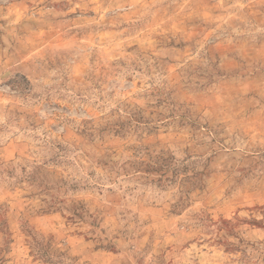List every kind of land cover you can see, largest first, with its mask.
Instances as JSON below:
<instances>
[{
    "label": "rangeland",
    "instance_id": "obj_1",
    "mask_svg": "<svg viewBox=\"0 0 264 264\" xmlns=\"http://www.w3.org/2000/svg\"><path fill=\"white\" fill-rule=\"evenodd\" d=\"M0 264H264V0H0Z\"/></svg>",
    "mask_w": 264,
    "mask_h": 264
}]
</instances>
